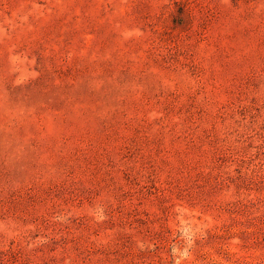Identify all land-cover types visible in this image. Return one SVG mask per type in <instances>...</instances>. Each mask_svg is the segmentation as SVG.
<instances>
[{
    "label": "rangeland",
    "instance_id": "obj_1",
    "mask_svg": "<svg viewBox=\"0 0 264 264\" xmlns=\"http://www.w3.org/2000/svg\"><path fill=\"white\" fill-rule=\"evenodd\" d=\"M0 264H264V0H0Z\"/></svg>",
    "mask_w": 264,
    "mask_h": 264
}]
</instances>
